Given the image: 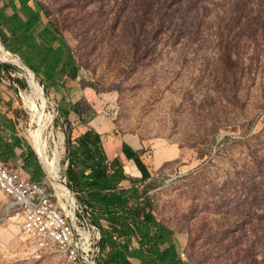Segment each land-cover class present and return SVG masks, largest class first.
Listing matches in <instances>:
<instances>
[{"label":"rangeland","instance_id":"1","mask_svg":"<svg viewBox=\"0 0 264 264\" xmlns=\"http://www.w3.org/2000/svg\"><path fill=\"white\" fill-rule=\"evenodd\" d=\"M40 1L44 21L55 22L72 46L79 73L61 90H48L0 40V64L13 67L2 79L0 144H25L15 155L3 150L0 161L50 185L41 151L54 127L65 136L58 179L70 186V129L60 104L73 98L72 88H83L91 96L81 102L111 130L102 136L105 150L108 140L116 153L131 149L147 172L122 186L140 187L188 264H264V1L250 20L224 13V6L182 26L150 0ZM30 80L45 90L40 109L55 117L45 130L23 98ZM69 121L75 138L73 112ZM30 147L40 169L25 166ZM68 201L73 208L72 196ZM0 264H72L23 235L2 192Z\"/></svg>","mask_w":264,"mask_h":264},{"label":"trees","instance_id":"2","mask_svg":"<svg viewBox=\"0 0 264 264\" xmlns=\"http://www.w3.org/2000/svg\"><path fill=\"white\" fill-rule=\"evenodd\" d=\"M150 1L162 4L166 15L182 26L209 9L222 10L224 6V13L250 20L264 0ZM45 10L40 0H0V40L6 50L23 60L46 89L61 90L68 78L77 77L78 61L64 32L55 22L44 21ZM173 24L172 21L167 26ZM162 25L166 26V21ZM229 57L234 61L232 53ZM12 68L0 64V105L3 103L2 79L9 77L6 71ZM60 111L70 129L67 137L70 187L89 208L93 224L102 233L104 264H188L182 257L175 232L158 220L140 187L135 182L129 188L122 186L129 180L124 165L108 160L101 135L90 126L97 117L96 111L81 101L70 103L65 98ZM72 112L79 126L75 138L69 121ZM9 143L0 144V153L8 149L15 155L17 148H25L23 139ZM32 149L23 154L25 166L40 169Z\"/></svg>","mask_w":264,"mask_h":264},{"label":"built area","instance_id":"3","mask_svg":"<svg viewBox=\"0 0 264 264\" xmlns=\"http://www.w3.org/2000/svg\"><path fill=\"white\" fill-rule=\"evenodd\" d=\"M61 182L72 195L73 208L58 195L52 182L45 185L25 179L0 161V191L18 211L23 235L29 241L42 252L59 254L72 264H104L102 233L93 224L92 213L79 203L66 181Z\"/></svg>","mask_w":264,"mask_h":264},{"label":"bare ground","instance_id":"4","mask_svg":"<svg viewBox=\"0 0 264 264\" xmlns=\"http://www.w3.org/2000/svg\"><path fill=\"white\" fill-rule=\"evenodd\" d=\"M20 61L22 64H24L21 59H20ZM31 72H33V71H31ZM33 74L36 78V75L34 72H33ZM28 91L29 92L24 93V95L22 94L24 101H25V104H26L27 108L32 112V114H33L32 119H34L35 123H37L41 127L42 130H45L48 127L49 123L53 122V120L55 118L51 114V112L46 114L39 107V95L40 94L46 95L45 90L40 83H37L36 81L30 80ZM64 143H65L64 134L60 131L56 132L55 128L52 127L48 131L46 140L44 141V144L42 146L41 161H42L43 165L45 166L47 173L50 176L49 180L52 182V184H53L54 188L56 189L58 195L61 198H64L68 201V199L72 195L68 191V189L66 187H64L62 183H60V181L58 179V175L61 173V162H62L64 150H65L64 149ZM50 152H51V156L48 157V153H50ZM70 213H72V212H70Z\"/></svg>","mask_w":264,"mask_h":264},{"label":"crops","instance_id":"5","mask_svg":"<svg viewBox=\"0 0 264 264\" xmlns=\"http://www.w3.org/2000/svg\"><path fill=\"white\" fill-rule=\"evenodd\" d=\"M72 90H73V92H72L73 98L72 99L69 98V102L71 101L70 103H76L78 101H81L82 99L89 100L88 96H91V92L90 91H84L83 88H80V89L79 88H75V89L72 88ZM67 101H68V99H67ZM90 126L97 133H99L101 135V139H102V136L104 134L111 131V130H109V125L106 124L105 122H103L102 120H100L98 118V116L91 122ZM14 141H16V140H14ZM23 142H24V140H23ZM102 144L104 147L103 140H102ZM107 147H108V149H107ZM107 147H106V150H105V148H104V150H105V153H106L108 160H110L111 162L117 160L122 165H124L129 176H131V177L147 176L146 170H143L139 166V164L136 162L137 158H135L133 156V151L131 149L125 148V149L121 150V152L119 151L118 153H116V148L113 147V142L112 141L109 142V140L107 143ZM23 152L25 153L24 150H23ZM165 162H167V161H165ZM134 166H136L139 169V172H135L136 170H134ZM157 166H162V163H160L158 160H157ZM20 174L23 176V178L28 179V175L25 172H22Z\"/></svg>","mask_w":264,"mask_h":264},{"label":"water","instance_id":"6","mask_svg":"<svg viewBox=\"0 0 264 264\" xmlns=\"http://www.w3.org/2000/svg\"><path fill=\"white\" fill-rule=\"evenodd\" d=\"M21 59V58H20ZM22 60V59H21ZM1 61V60H0ZM22 62H23V60H22ZM24 63V62H23ZM25 64V63H24ZM26 66V65H25ZM31 70V69H30ZM32 71V70H31Z\"/></svg>","mask_w":264,"mask_h":264}]
</instances>
